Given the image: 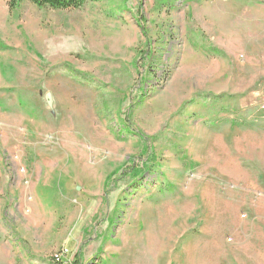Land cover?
<instances>
[{"label":"rangeland","instance_id":"374dc122","mask_svg":"<svg viewBox=\"0 0 264 264\" xmlns=\"http://www.w3.org/2000/svg\"><path fill=\"white\" fill-rule=\"evenodd\" d=\"M0 42V264H264V0H0Z\"/></svg>","mask_w":264,"mask_h":264},{"label":"trees","instance_id":"16d2710c","mask_svg":"<svg viewBox=\"0 0 264 264\" xmlns=\"http://www.w3.org/2000/svg\"><path fill=\"white\" fill-rule=\"evenodd\" d=\"M21 2H30L37 6L38 8H50L54 10H70L81 8L86 2H98L100 0H20ZM143 28V25H141ZM143 34L146 35V31L142 29ZM4 48V45L0 42V50ZM124 130L127 133L137 132L132 125H130V120L126 119ZM141 137H145L143 134L139 133ZM144 153V152H143ZM155 158L154 155L145 153V156L141 159V166L132 163L130 168L125 171V177L128 176L131 180H135L143 176L144 172L151 168ZM72 264H82L79 254L75 255Z\"/></svg>","mask_w":264,"mask_h":264},{"label":"built area","instance_id":"2783aa9c","mask_svg":"<svg viewBox=\"0 0 264 264\" xmlns=\"http://www.w3.org/2000/svg\"><path fill=\"white\" fill-rule=\"evenodd\" d=\"M65 255H66V253L65 252H63L62 254H61V256L59 257L60 258V260L59 261H61L64 257H65Z\"/></svg>","mask_w":264,"mask_h":264},{"label":"water","instance_id":"95a60500","mask_svg":"<svg viewBox=\"0 0 264 264\" xmlns=\"http://www.w3.org/2000/svg\"><path fill=\"white\" fill-rule=\"evenodd\" d=\"M48 100H50V96H48ZM49 103H51V102L49 101Z\"/></svg>","mask_w":264,"mask_h":264}]
</instances>
